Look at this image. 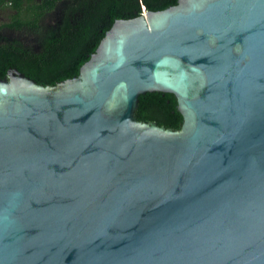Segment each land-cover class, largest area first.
Wrapping results in <instances>:
<instances>
[{
    "label": "water",
    "instance_id": "obj_1",
    "mask_svg": "<svg viewBox=\"0 0 264 264\" xmlns=\"http://www.w3.org/2000/svg\"><path fill=\"white\" fill-rule=\"evenodd\" d=\"M153 93L180 132L137 121ZM0 264H264V0L119 19L56 85L10 68Z\"/></svg>",
    "mask_w": 264,
    "mask_h": 264
},
{
    "label": "trees",
    "instance_id": "obj_2",
    "mask_svg": "<svg viewBox=\"0 0 264 264\" xmlns=\"http://www.w3.org/2000/svg\"><path fill=\"white\" fill-rule=\"evenodd\" d=\"M179 0H0V10L14 11L0 25V78L16 67L43 85L79 76L119 19L139 17L144 11H164ZM145 8V10H144ZM61 9L57 25H47L49 14ZM20 38H5L7 32ZM139 123H157L180 132L184 116L174 95L147 94L140 98Z\"/></svg>",
    "mask_w": 264,
    "mask_h": 264
},
{
    "label": "rangeland",
    "instance_id": "obj_3",
    "mask_svg": "<svg viewBox=\"0 0 264 264\" xmlns=\"http://www.w3.org/2000/svg\"><path fill=\"white\" fill-rule=\"evenodd\" d=\"M13 13L14 11L10 10L9 8L1 9L0 10V25L9 23L11 21V17L13 16ZM60 15H61V9L49 14L45 22L47 23V25L53 27L57 25L58 21L60 20ZM3 36L5 38H10V39L15 38V37L16 38L22 37V40H24L23 36L20 35V33H17L14 31L4 33Z\"/></svg>",
    "mask_w": 264,
    "mask_h": 264
},
{
    "label": "clouds",
    "instance_id": "obj_4",
    "mask_svg": "<svg viewBox=\"0 0 264 264\" xmlns=\"http://www.w3.org/2000/svg\"><path fill=\"white\" fill-rule=\"evenodd\" d=\"M145 10V9H144ZM146 11H144V13H145Z\"/></svg>",
    "mask_w": 264,
    "mask_h": 264
}]
</instances>
